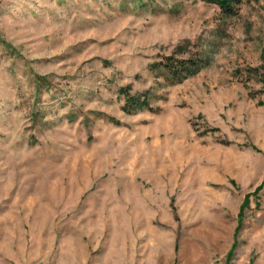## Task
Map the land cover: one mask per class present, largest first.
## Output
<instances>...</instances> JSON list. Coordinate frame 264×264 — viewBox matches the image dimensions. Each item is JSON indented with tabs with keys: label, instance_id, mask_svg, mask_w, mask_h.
<instances>
[{
	"label": "rangeland",
	"instance_id": "374dc122",
	"mask_svg": "<svg viewBox=\"0 0 264 264\" xmlns=\"http://www.w3.org/2000/svg\"><path fill=\"white\" fill-rule=\"evenodd\" d=\"M235 8L0 0V264H264V0Z\"/></svg>",
	"mask_w": 264,
	"mask_h": 264
},
{
	"label": "trees",
	"instance_id": "16d2710c",
	"mask_svg": "<svg viewBox=\"0 0 264 264\" xmlns=\"http://www.w3.org/2000/svg\"><path fill=\"white\" fill-rule=\"evenodd\" d=\"M207 3L216 4L220 7L223 14L231 16L235 14V7L242 0H203ZM205 66L204 60L199 54L189 59H175L174 57H164L163 60L156 65V68H161L165 71V75L172 80V83H179L184 79L194 76L199 73ZM264 69V66L262 67ZM257 69L252 70L256 72ZM147 105V100L141 101L136 96L128 94V107L141 109Z\"/></svg>",
	"mask_w": 264,
	"mask_h": 264
}]
</instances>
